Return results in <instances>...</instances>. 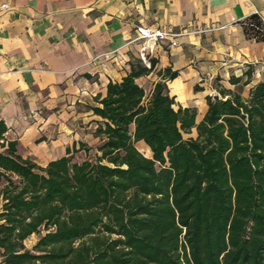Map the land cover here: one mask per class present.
I'll return each mask as SVG.
<instances>
[{"label": "trees", "instance_id": "trees-1", "mask_svg": "<svg viewBox=\"0 0 264 264\" xmlns=\"http://www.w3.org/2000/svg\"><path fill=\"white\" fill-rule=\"evenodd\" d=\"M243 31L264 41L257 14ZM146 59L92 96L93 159L80 142L39 166L0 121V264H264V82L243 97L251 71L231 77L196 122L169 95L177 72Z\"/></svg>", "mask_w": 264, "mask_h": 264}, {"label": "crops", "instance_id": "crops-1", "mask_svg": "<svg viewBox=\"0 0 264 264\" xmlns=\"http://www.w3.org/2000/svg\"><path fill=\"white\" fill-rule=\"evenodd\" d=\"M254 14L264 22V0H0L5 138L39 166L65 156L75 141L68 126L84 115L80 108L98 120L88 110L92 96L126 76L133 58L177 72L166 83L169 95L176 105L196 108L198 122L215 80L234 91L229 79L249 70L247 93L264 82V41L243 31ZM138 27L180 35L145 50L144 61ZM149 79L152 88L155 73L136 82Z\"/></svg>", "mask_w": 264, "mask_h": 264}, {"label": "rangeland", "instance_id": "rangeland-1", "mask_svg": "<svg viewBox=\"0 0 264 264\" xmlns=\"http://www.w3.org/2000/svg\"><path fill=\"white\" fill-rule=\"evenodd\" d=\"M252 83V82H251ZM151 79H149L147 82H141L140 85L143 87L146 93L149 92L151 88ZM220 84L218 83V80H215L214 82L211 83V86L208 88V93L209 91L213 90L214 91V96L218 94V87ZM247 86H245L242 89V96L246 97L247 96ZM207 93V96H208ZM213 96V97H214ZM80 112L84 115L76 119L74 122H72L71 125H69V135H72L75 139L74 143L76 144V147H78V143H84L86 146L89 148V154H90V159H93V155L95 154V148L99 145V142L96 138L93 137V130L95 127V123L92 120L90 115L85 114L86 110L85 108H80ZM199 119V118H198ZM195 132L192 131L188 135H184V138H190L194 137ZM136 148L145 156L150 157L151 153L148 150V148L143 144V143H137ZM86 158V155L83 151H80L78 153L74 154V161L75 162H81ZM37 240V236L33 235L29 237L25 242L24 245L27 249H31V247L35 244Z\"/></svg>", "mask_w": 264, "mask_h": 264}, {"label": "built area", "instance_id": "built-area-1", "mask_svg": "<svg viewBox=\"0 0 264 264\" xmlns=\"http://www.w3.org/2000/svg\"><path fill=\"white\" fill-rule=\"evenodd\" d=\"M6 7H7L6 4L2 5V8H6ZM178 35H180V34L170 32V31L150 30V29L144 28V27L136 28L135 40L143 41L142 60L146 61L144 59L145 58V56H144L145 50L152 51L154 49V47L157 45V43L173 39V38L177 37ZM170 45H174V43L171 42ZM208 96L213 97L214 91L213 90L209 91Z\"/></svg>", "mask_w": 264, "mask_h": 264}]
</instances>
